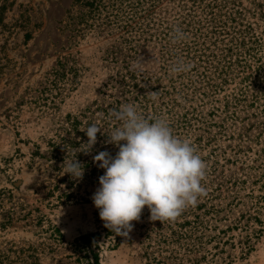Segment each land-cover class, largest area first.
<instances>
[{"label": "trees", "instance_id": "16d2710c", "mask_svg": "<svg viewBox=\"0 0 264 264\" xmlns=\"http://www.w3.org/2000/svg\"><path fill=\"white\" fill-rule=\"evenodd\" d=\"M73 4L68 23L72 37L87 31L110 39L104 52L108 75L95 100L57 120L44 152L35 145L32 156L44 160L51 174L45 181L47 193L61 191L60 196L88 202V192L72 190L100 187L105 169L93 157L101 151L115 157L119 151L107 143L118 126L110 113L133 104L150 121L166 119L173 134L190 140L207 166L202 181L207 194L175 222L151 220L147 206L132 222L142 240L143 264H235L244 259L264 233V0ZM177 27L186 39L173 43ZM180 60L189 69L171 73ZM79 73L72 54L59 56L38 90V104L54 106L63 91L75 88ZM91 124L101 131L87 150L88 137L80 130ZM73 159L83 166L82 179L64 171V162ZM11 196L0 189V207ZM3 213L0 227L14 221ZM51 229V240L60 242L59 230ZM123 239L103 222L71 243L74 262L100 264V249H115ZM43 250L40 245L0 248V264H43Z\"/></svg>", "mask_w": 264, "mask_h": 264}, {"label": "rangeland", "instance_id": "374dc122", "mask_svg": "<svg viewBox=\"0 0 264 264\" xmlns=\"http://www.w3.org/2000/svg\"><path fill=\"white\" fill-rule=\"evenodd\" d=\"M73 5V0H0V189L12 194L0 210L14 220L0 227V248L40 245L43 264H78L71 243L103 225L91 199L98 185L72 190L88 192V202L60 196L61 191L48 194L47 163L32 156L36 144L44 152L57 120L89 105L107 80L104 52L110 39L87 31L72 37L68 23ZM69 53L80 69L78 84L63 91L54 106L39 105L38 90L46 73L59 56ZM51 228L63 236L60 242L51 240ZM141 242L133 225L117 248L100 249V264H143ZM235 264H264V233Z\"/></svg>", "mask_w": 264, "mask_h": 264}, {"label": "clouds", "instance_id": "9594fccd", "mask_svg": "<svg viewBox=\"0 0 264 264\" xmlns=\"http://www.w3.org/2000/svg\"><path fill=\"white\" fill-rule=\"evenodd\" d=\"M185 39L186 34L175 28L172 42ZM189 67L180 60L170 72L178 74ZM150 95L156 99V92ZM110 116L118 126L111 130L107 143L117 146L119 151L115 157L107 151L93 157L105 169L99 177L100 187L92 197L104 226L126 236L145 206L151 220L162 223L175 222L185 210L195 207L199 198L207 194L202 185L207 166L191 141L175 136L164 118L150 121L133 104L121 105ZM80 131L88 137L84 144L88 150L97 143L101 127L91 124ZM63 165L65 173L82 179L84 169L79 161L73 159Z\"/></svg>", "mask_w": 264, "mask_h": 264}]
</instances>
